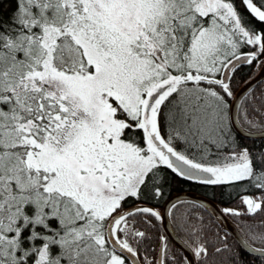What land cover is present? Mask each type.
I'll use <instances>...</instances> for the list:
<instances>
[{"label": "snow or ice", "instance_id": "6c2138e0", "mask_svg": "<svg viewBox=\"0 0 264 264\" xmlns=\"http://www.w3.org/2000/svg\"><path fill=\"white\" fill-rule=\"evenodd\" d=\"M8 3V16L0 12V264H128L150 239L129 217L161 213L123 206L161 198L167 170L202 185L255 188L261 195L242 202L248 213L264 211V144H237L228 75L264 55V31L233 0ZM242 3L264 22V0ZM245 45L257 51L238 54ZM193 252L208 254L204 244ZM158 264H169L164 243Z\"/></svg>", "mask_w": 264, "mask_h": 264}, {"label": "trees", "instance_id": "16d2710c", "mask_svg": "<svg viewBox=\"0 0 264 264\" xmlns=\"http://www.w3.org/2000/svg\"><path fill=\"white\" fill-rule=\"evenodd\" d=\"M233 2L250 26L254 27L258 32L264 31V22H259L253 17L246 6L243 5L242 0H233ZM254 2L259 5L260 0H254ZM14 7V3L9 5L8 0H4V3L0 5V12L7 17ZM255 51L257 49L253 46L245 45L239 50L238 54ZM263 57L264 55H259L251 64L238 66L235 71L230 73L229 77L231 78L230 83L233 94L243 82L258 72ZM242 98L237 113L240 124L249 130H261L264 128V79L251 88ZM230 101L231 99H229V104ZM232 131L239 145H252L255 143L259 146L264 144V138L250 140L239 136L235 130L232 129ZM165 177L166 183L164 182ZM160 182L163 184V196L161 198L151 201L129 200L124 204L123 208L141 202L150 204L155 210L159 211L161 203L170 194L180 191H194L214 200L222 211L224 209L239 211L240 215L223 212L238 227L242 236L252 245L264 247V241L261 240V236H264V211L248 213L247 206L242 202V198L246 195L253 198L259 197L261 195L259 190L245 184H236L234 186L202 185L197 181H189L177 176L171 173L170 170L161 172ZM169 217L178 236L188 244L191 250H194L197 244L206 246L208 252L206 257L197 258L194 255L196 264H264V256H253L244 252L236 241L230 237L229 233L223 230L203 207L193 201H180L174 204L171 207ZM145 220H150L151 223H145ZM129 222L130 224L134 223L137 230L145 231L150 237V239L139 245V254L137 256L139 263L148 264L150 262V264H158L156 260L157 249L161 237H164L163 243L167 247L169 264H186L181 251L166 237L159 218L136 215L129 217ZM133 246H136L134 241ZM217 248H220L221 251L217 252Z\"/></svg>", "mask_w": 264, "mask_h": 264}, {"label": "water", "instance_id": "95a60500", "mask_svg": "<svg viewBox=\"0 0 264 264\" xmlns=\"http://www.w3.org/2000/svg\"><path fill=\"white\" fill-rule=\"evenodd\" d=\"M252 53V52H248ZM248 53H240V54H248ZM248 64L246 62H239L237 65H245ZM232 71H228V75L230 76V73ZM264 79V57L261 62V67L258 70L256 74H254L252 77H250L248 80L243 82L239 89L233 94L234 100L231 99L230 101V120H231V127L239 136H243L247 139H263L264 138V128L261 130H249L245 128L242 124H240L237 113H238V106L240 104V101L243 99L242 97L250 91L251 88H253L255 85L259 84L260 81ZM252 197V196H250ZM180 201H193L196 204H198L200 207H203L208 214L216 220V222L219 224L220 227H222L223 230H226L230 237L233 238L234 241L238 244L239 247L244 252H247L253 256H261L259 252H254L252 249H260L264 247L254 246L252 245L245 237L242 236L240 233L238 227L228 218V216L225 215V213L221 210V208L217 205V203L214 200L209 199L206 196H203L202 194H198L194 191H180L174 194H170L167 199H165L161 205L160 210L158 212L161 213L160 220H161V226L162 230H164L166 237L168 240H170L174 246L181 251V253L184 256V260L186 261V264H188L189 261H191V264H196V260L194 258V252L190 249L188 244L181 239L176 230L173 227L172 221L169 217L171 207L180 202ZM139 206H147L153 208L150 204H145L138 202L137 204H133L130 206H127L122 209V211H130L136 207ZM157 211V210H156ZM161 240V239H160ZM164 242V241H163ZM160 241V244L157 249V262L160 259L161 256V245L163 243ZM127 255V254H126ZM135 260L136 264L139 263L138 257H128V263L132 264V261Z\"/></svg>", "mask_w": 264, "mask_h": 264}]
</instances>
